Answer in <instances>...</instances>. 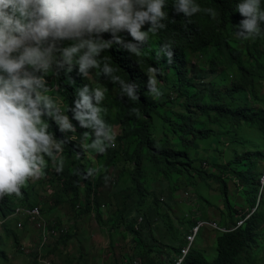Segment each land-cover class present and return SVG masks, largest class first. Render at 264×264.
<instances>
[{"label":"clouds","instance_id":"clouds-1","mask_svg":"<svg viewBox=\"0 0 264 264\" xmlns=\"http://www.w3.org/2000/svg\"><path fill=\"white\" fill-rule=\"evenodd\" d=\"M170 4L173 11L182 14L185 20L201 11L197 0H171ZM168 5L169 0H0V234L3 235L4 227L13 220H18L14 230L19 233V242L11 244L8 258L2 257L7 249L0 245V258L6 264H71L65 246L54 250L56 243H67L60 240V235L69 233H61L57 218H51V214L44 211L45 201L37 206L27 205L28 193L21 196V188L31 180L34 184L32 200L37 194L52 199L56 191L53 181L63 172L64 149L70 142L77 158L85 153L100 155L96 162L103 161L100 157L108 149H116L115 132L116 136L121 135L126 145L141 142L144 126L134 125L124 130L123 126L114 124V131L105 119L107 106L117 92L118 98L126 97L128 102L138 101V95L142 98L143 92L137 82L122 78L119 69L111 62L112 57L103 53L123 50L132 58H137L134 59L137 63L150 38L166 27ZM203 11L211 17L216 15L211 8ZM233 12L243 17L234 25L238 38L247 40L264 35L261 28L264 24V0H236ZM172 48L169 42L146 48L151 58L162 60L165 70L162 80L157 77L160 74L158 67L149 65L146 70L145 93L151 100L162 96L161 85L169 82L173 71L183 72L187 68L182 53L178 58ZM132 111L139 114L136 108ZM117 120L113 116V122ZM125 132L129 134L128 139L124 138ZM200 143L198 151L190 154L199 171L194 173L196 177L193 181L214 180L208 176L223 173L216 155L227 151L228 145L221 142L211 148L208 155ZM141 153L146 157L147 150L141 147ZM97 170L89 167L86 176H92ZM226 176L232 178L231 174L223 178ZM262 177L261 194L264 174ZM46 185L47 191L44 190ZM190 186L186 185L184 190ZM192 188L203 198L205 210L214 205L210 195H204L195 186ZM104 191L106 186L99 190L97 201L94 200L95 193L92 194L89 199L92 202L91 214L85 216L86 219L95 216L103 221L109 217L110 207L117 208L100 201L104 198ZM167 191L174 196L170 190ZM218 197L222 198L226 219L224 198L217 195L216 199ZM260 199L261 195L259 202ZM87 203L88 199L83 196L77 210L84 209ZM6 206L11 208L4 216L2 209ZM36 208L40 209V222L46 228L39 229L26 213ZM256 209L249 212L238 206L237 215L242 212L250 214ZM173 217L170 219L171 226L177 224L184 229L189 225V231L182 230L173 235L175 239L181 235L180 253L174 250L176 255L172 254L168 264H185L193 251L201 252L209 262H213L219 255L218 241L222 233L234 231L244 222L238 220L233 227L228 221L222 230L214 221L211 227L215 228L216 240L212 249L217 254L213 257L201 248L206 236L200 233L210 229L196 227L202 220L206 224L212 223L210 219L184 216L176 222ZM144 222V216H139L135 228L143 229ZM112 230H116V226L109 232ZM125 236L128 237L127 234ZM182 243L184 247L181 248ZM149 245L150 251L152 248ZM143 248L146 252V246ZM121 255L127 256V253ZM13 258H18L20 263H13ZM114 263L109 259H95L94 264ZM127 263L143 264L140 255L127 257L123 264Z\"/></svg>","mask_w":264,"mask_h":264},{"label":"trees","instance_id":"trees-1","mask_svg":"<svg viewBox=\"0 0 264 264\" xmlns=\"http://www.w3.org/2000/svg\"><path fill=\"white\" fill-rule=\"evenodd\" d=\"M168 5V19L166 27L157 35L152 36L154 46L149 45L146 48L158 47L161 42H169L177 52L178 58L182 53V58L186 60V70L183 72L173 71L169 77L171 82L170 90L156 100H151L146 95V70L149 65L158 67L160 74L157 77L162 80L165 75L162 60L151 58L145 48L144 53L138 58L137 63L130 54L123 50H108L103 55L112 57V63L119 69L122 78H129L140 85L143 92L142 98L138 95V101H127V98H118V92L112 97L105 119L110 125H121L126 130L134 125L144 126L141 142L137 145L130 146L126 149L121 135L118 137L120 150L108 149L100 157L106 163L107 173L105 177L100 178L96 185L90 183V176H86L88 164L90 163L88 153L82 154L81 157L75 156L72 148V142L64 149V168L59 177L53 181L55 193L52 199L47 196L37 194L31 199V195L26 196V204L37 206L45 201L44 211L51 218H55L51 212L56 207L70 204L72 209L77 210L80 204L82 194L85 193L88 203L83 211L79 212L80 218L91 214V204L89 201L92 194L95 193L94 200L99 198V190L105 187L104 180L109 179L112 173H118V187L121 186L120 195H110L109 199L102 198L101 202H108L111 206H118L116 230H112L113 247L117 237L127 234L134 244V250L137 245L146 246L147 256H149L148 240L154 239L155 230L163 229L166 233L175 235L170 225V219L174 215L175 204L172 200L173 193L170 188V180L179 178L183 180L188 178L189 181L195 179V161L190 154L196 153L199 149L200 142L208 140L213 132H209L197 127V115L195 108L206 112L217 111L218 119L214 123L227 122L231 125L237 123H246L248 126L260 131V142H262V151L248 154L249 158H258L260 163L263 162L262 168H259L255 162H252V168L248 172L237 173L235 170H229L228 165L223 166L222 175L214 174L208 177L220 182L223 186L222 194L226 206L225 217L227 221L232 222L236 227L237 221H244L243 224L234 231L222 233L218 241V257L209 262L199 251H193L186 260L185 264H264V190L261 194V178L264 174V115L241 107L239 103L248 100L249 95L257 96L256 87L260 86V81L264 80V35L255 39H240L235 35V24L243 17L235 9L236 0H197L201 11L185 20L182 14L173 11V7ZM205 8H211L215 11V17H211ZM167 11V8L165 9ZM146 27V26H145ZM264 29V24H261ZM198 54L200 64H207L215 73L217 67L227 66L238 77L237 81L226 84L227 89L221 94L225 97L234 95L236 102L234 108L227 103H220L218 93H211L215 99L213 104H203L200 99L204 91L210 92L207 88L209 80L204 78L202 70H196L197 66L193 65V71H189V52ZM198 72L197 76H193ZM206 75L210 73L205 72ZM71 75V74H70ZM246 84V87L242 84ZM178 99L188 114L169 115L163 111V108L170 103H177ZM139 110V114L133 113L132 109ZM113 116L117 121L113 122ZM164 122L168 125V133L161 136L157 141L153 138L152 120ZM124 132V131H123ZM59 135V134H57ZM78 138L80 135H77ZM124 138L128 139L129 134L124 133ZM222 142L227 143L225 139ZM141 147L147 150V155L141 153ZM243 159L238 156L236 161ZM137 164V167L134 165ZM232 165L235 162H231ZM220 168L218 164H215ZM255 168L257 171H255ZM231 174L238 176L242 184H247L245 196L251 209H257L250 214L242 212L237 215L238 206L232 204L229 198V186L223 176ZM201 177L205 178L203 174ZM125 181V186L122 183ZM159 185L158 188L156 186ZM48 186H45L47 191ZM174 194V193H173ZM261 199L259 202V197ZM67 197V201L63 197ZM121 198V209L120 201ZM147 200V202L145 201ZM117 202V204H115ZM139 207V208H138ZM10 206L3 208V214L7 213ZM137 208L141 212H136ZM97 209L100 206L97 203ZM169 209V210H168ZM136 212V213H135ZM144 216V228L137 230L135 225L137 218ZM101 219V217L99 218ZM182 221V219H181ZM16 222L13 220L4 227L3 235L0 234V245L5 247L2 253L3 258L10 255L9 248L12 243L19 242V233L16 229ZM58 224L60 220L57 219ZM183 222V221H182ZM122 226L124 229H119ZM122 230V232H119ZM124 230V231H123ZM171 231V232H170ZM74 234L65 235L60 240L69 242L73 239ZM184 244H181V248ZM180 253V250L173 248ZM114 264H119L115 260ZM143 264L148 263L146 260Z\"/></svg>","mask_w":264,"mask_h":264},{"label":"rangeland","instance_id":"rangeland-1","mask_svg":"<svg viewBox=\"0 0 264 264\" xmlns=\"http://www.w3.org/2000/svg\"><path fill=\"white\" fill-rule=\"evenodd\" d=\"M150 46H154L155 43L150 38ZM177 53L176 51H174ZM197 66L196 70H202L204 78H208V89L210 92L204 91L203 95L200 99V102L203 104H213L215 99L211 96V93L217 92L218 99L220 103H227L230 106H235L236 102L234 100V95L230 97H225L221 93L226 91L227 89L224 87L226 84L237 81L238 77L235 73H233L227 66L217 67L215 73L212 72L213 69L209 67L207 64H200V59L198 54L189 52V71H193L192 66ZM205 72L210 73L206 75ZM198 72H195L193 76H197ZM245 87L246 84L242 83ZM171 82H166L161 85L163 94L168 93L170 90ZM256 94L249 95V98L245 102L239 103L241 107H246L251 111H257L264 115V80L260 81V86L256 87ZM163 111L169 115H179L181 113H185V109L181 104V101L178 99L177 103H170L168 106L163 108ZM197 115L196 124L197 127L209 132H213V135L204 143H200L201 146L204 147V151L209 155V150L211 148H215L219 144H221L222 140L225 139L228 145L227 151H221L218 155H216V160L221 164V166L228 165L229 170H235L237 173L248 172L252 168V162H255L259 168H262L263 162L260 163V160L256 157L249 158L248 154L257 153L262 151V142H260V131L258 129L251 128L247 124L237 123L235 125H231L227 122H220L218 124L214 123V120L218 119L217 111H203L197 108L194 109ZM185 114H188L186 111ZM114 129V125H111ZM153 126V137L155 140L160 141L163 134L168 133V125L164 122H161L154 118L152 120ZM115 131V129H114ZM114 145H116V150H120L118 144V136H116L115 132V141ZM126 149L130 148V145H125ZM243 159L240 161H236L238 156H242ZM90 163L88 164V168L92 167L94 169H98L94 172L92 176H90V183L92 185H96L97 181L105 177L106 163L104 161L96 162L95 159L100 155H95L88 153ZM210 159V158H209ZM231 162H235L234 165ZM138 165L135 164L134 167ZM87 168V169H88ZM255 171L256 168H255ZM260 172V171H259ZM118 173H112L109 179H105L104 183L106 186V191H104L103 197L109 199L110 195H120L121 186L118 187ZM226 176L224 180L227 182L229 186V198L232 201L234 206H239L243 211H252L250 205L248 204L245 196V190L247 188V184L243 185L238 176ZM263 180V177H262ZM125 186V181L122 183ZM186 185H191L187 189ZM170 188L174 187L173 193L174 196L172 198L173 202L176 201L177 206L175 204L174 211V219L178 222L177 219L179 217L188 216L189 218H209L212 223H204L200 222L199 226L201 229H210L206 231H201V235H205L206 242L202 244L201 248L207 250V254L209 256H216V251L212 249L216 240V231L213 230L215 228L211 227L214 224V221L218 223V226L224 230V227L228 225V221L224 219L223 215V202L222 198L217 195L222 194V188L218 181L216 180H195L189 181L188 178H184L180 180L179 178H173L170 180ZM192 186L201 189L204 195H210L211 201L214 202V205L210 206L208 209H204L203 206V198L199 195V193L193 190ZM159 185L156 186L158 188ZM25 193L33 195L34 193V184L31 180L27 181L24 186L21 188V196H24ZM82 196H86L85 193ZM63 199L67 201V197L64 196ZM119 197V201H120ZM147 202V200H145ZM117 204V202H115ZM118 207V206H117ZM139 208V207H138ZM137 208L136 212H141ZM120 209H121V201H120ZM109 217L103 221H99L95 216H90L87 219L85 217H81L79 215L80 211H83V207L81 210L72 209L70 204L63 205L62 207H56L54 212H51L55 218L60 220V224L58 226L61 228L62 232H68L69 235L74 234L73 239L66 244L56 243L54 250L58 251L61 246H65L68 249V261L71 264H94L95 259H109L110 261L118 260V263L122 262V264L127 260V257L133 258L136 255H140L142 262L146 260L148 263L154 264H168L172 257V254L176 252L173 251V247L180 250V241L181 235L178 239L173 238V235L166 233V229H154L155 237L157 240L150 239L148 240L149 246L152 250L149 251V256L145 252L144 248L141 245H137L138 251H135L134 244H132V240L125 236L121 235L117 237L113 247L111 246L112 236L109 232L110 229H113L114 226L118 224L117 222V208L110 207ZM169 210V209H168ZM135 212V213H136ZM209 212V216L206 214ZM163 226V222L161 223ZM58 227V229H60ZM176 230V232H180L182 230L189 231V225H186L184 229H182L179 225L171 226ZM195 227V228H196ZM194 228V229H195ZM119 229H124L122 226H119ZM192 229L191 231H193ZM124 231V230H123ZM122 232V230H119ZM171 232V231H170ZM64 235H60L62 238ZM59 237V236H58ZM203 240V239H202ZM198 242V241H196ZM197 244V243H196ZM29 246V244H28ZM119 249L118 251H116ZM1 250V247H0ZM64 251V250H63ZM97 255H95L96 253ZM122 253H127V256H122ZM168 253H171V256H168ZM99 254V255H98ZM120 255V257H119ZM79 256V258H78ZM13 263H20L18 258L12 259ZM0 264H6L5 260L0 258ZM129 264V263H127Z\"/></svg>","mask_w":264,"mask_h":264},{"label":"built area","instance_id":"built-area-1","mask_svg":"<svg viewBox=\"0 0 264 264\" xmlns=\"http://www.w3.org/2000/svg\"><path fill=\"white\" fill-rule=\"evenodd\" d=\"M26 213L31 217L32 223L37 225L39 229L46 228V225L44 223L40 222L41 211L39 208H36L34 210H31V211H27Z\"/></svg>","mask_w":264,"mask_h":264}]
</instances>
